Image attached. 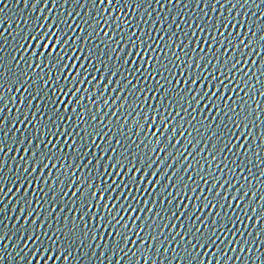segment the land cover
Instances as JSON below:
<instances>
[{"label": "snow or ice", "instance_id": "obj_1", "mask_svg": "<svg viewBox=\"0 0 264 264\" xmlns=\"http://www.w3.org/2000/svg\"><path fill=\"white\" fill-rule=\"evenodd\" d=\"M156 6L181 0H31L28 20L0 24V49L9 29L17 41L10 58L0 50V217L14 196L20 239L35 245L21 249L27 264H78L73 250L95 255L98 241L115 264H264L252 190L253 167L264 187V0H196L200 16L175 12L167 25L151 19Z\"/></svg>", "mask_w": 264, "mask_h": 264}, {"label": "water", "instance_id": "obj_2", "mask_svg": "<svg viewBox=\"0 0 264 264\" xmlns=\"http://www.w3.org/2000/svg\"><path fill=\"white\" fill-rule=\"evenodd\" d=\"M185 2V0H181V7L180 8H176L175 6H171L172 7V11L169 12L167 8L165 9H160L158 6L155 7V11H152V8H148V11L152 13L151 19L155 20L156 16L159 15L160 20H159V24H171L172 21V14L175 12H183L184 14V19L185 21H187V18L189 16L196 18L197 16H200L201 13V9L198 7H195V3L196 0H188V7L187 8H183V3ZM243 2V0H241V3ZM7 3V8H5L3 13H0V24H3V27H9L10 25L12 26V29L16 28V24L20 23V21L23 20H28L29 16L33 13V9L31 7V0L30 3L26 6L25 3H23V0H6ZM0 7H3V4H0ZM89 7H91V5H89ZM145 7H147V5H145ZM79 11V9L75 8L74 4H69L65 7L64 12L66 13L67 11ZM255 9L249 5L247 9H234L233 11H240L241 14H244L245 12L248 13V15H251V13L254 11ZM55 11L57 13H59L60 11H63V8H59L57 7L55 9ZM143 11V10H141ZM205 12H209V14H212L210 12V7L209 9H205ZM217 12H219V7L217 6ZM83 14V12H82ZM227 14V13H226ZM213 18H215V14H212ZM247 19V16L245 17ZM32 19L34 20L35 17L33 16ZM145 19H147V17L145 16ZM239 19V18H238ZM253 19H255V17H253ZM177 23L180 22V16H177L176 18ZM186 25H182V28L185 27ZM21 27H23V23H21ZM12 29H9L8 32H5V43L3 46V49H0L3 51V53L5 54L6 57L10 58L13 54L12 49L16 46L17 41L15 39H13L14 36V32L12 31ZM173 31H175V26L173 25ZM161 31L163 32L164 29L162 28ZM17 55V57H19L20 55H27V53H23L21 51H17L15 53ZM251 59V58H250ZM13 64H15V61H13ZM24 65L21 64V67H23ZM257 89L260 88V85L256 86ZM255 91V89H254ZM13 95L17 98V103L16 104H9V107L11 108V111L9 112L8 110L5 111L4 115L6 116L5 119V130L11 128L12 131L9 132V141L13 142V146L15 147V142L12 140L13 136H15V138L18 140L21 133L24 132V125L19 123V120L23 119L24 113H23V108H20L19 111V115H17V108L20 107L18 104L19 101V97H20V93H15V91L13 90ZM241 95H243V93H241ZM27 99V97H25V100ZM257 100H260L262 103H264V99H262L259 95H257L256 97ZM35 103V102H34ZM249 103H252L251 101ZM25 106H27L25 104ZM253 108L256 107V105L253 103L252 104ZM113 121H115V117H112ZM262 119H264V117H262ZM105 123H107V120H105ZM31 126L29 125V128ZM19 128V131H16V129ZM260 133L258 132L257 135H259ZM183 142V141H182ZM257 143H259V141H257ZM243 151V150H242ZM262 159H264V154H262ZM229 160L231 161V157H229ZM241 158H237V163H240ZM17 165H20L21 167L22 162L19 160V155H17V158L15 160L12 159V153L8 154L7 157V161L5 164V171L7 172L9 167H11L12 172L15 173L16 171V167ZM244 167V174L248 175V165H242ZM179 167V165H178ZM259 169L253 167L252 168V179H253V185H252V190L256 191V196L253 198V203L255 204H259L260 206H264V203L260 202L259 197L261 194H264V187H260L257 188L259 186H256V176L258 175ZM241 182H243L242 178ZM260 184H264V176L260 177L259 179ZM12 184L9 183V187H11ZM14 187V186H13ZM5 190H7V188H5ZM248 189L246 188L245 191H247ZM231 192H229V196H231ZM19 195V194H16ZM249 197H245V201L248 200ZM11 201V202H10ZM15 201V197L14 196H9L6 197L4 200V203L7 205V207L4 209V213L3 216L0 217V219H2L5 224L7 225V227L3 228V230L8 233L12 238L11 239H7L6 238V243L8 244V248L4 249L2 246H0V255H3L5 257V259L0 262V264H27V255H30V251H26V252H22L21 249L25 248V244L28 245V249H32L35 247V245L32 244L31 241H26L23 239H20V233L18 231L19 228V224L22 222L18 221L16 219V217L18 216V212L16 210H14L13 208V203ZM235 203V202H234ZM19 205H16V208H18ZM207 210H205L206 212ZM231 209H229V213L231 214ZM243 211V206H241V209L237 210V214H241ZM248 214L251 215V210L249 208L248 210ZM70 215V213H69ZM31 219V218H30ZM51 223V222H50ZM2 227V226H0ZM58 227V224L53 223V228ZM248 228L249 230H251L252 228V221H249L248 223ZM241 229L243 230V225H241ZM239 237V234H237ZM245 236H247V233H245ZM20 239L19 244H16V240ZM252 239L255 240V231H253V235H252ZM260 241H264V236H261ZM98 243L101 245L100 248H95V255H93V249L92 248H75L73 250V257L75 258V260L78 262V264H115V256L112 257L111 262H109L108 260V253H105L104 256H101V251L103 248V241H98ZM16 245L15 247V251H13V247L12 245ZM255 247V244H254ZM261 250H264V243L261 244ZM221 251H224L223 246H221ZM47 255V253H45V256ZM228 255H235V253H231V251L229 250ZM243 255V254H241ZM19 257V258H18ZM73 258H70L69 260V264H72ZM32 264H36L35 259H33ZM41 264H43V261H41ZM48 264H52V261H49ZM56 264H63V261H57ZM123 264V261H122ZM141 264H143V260H141ZM166 264V262H165ZM173 264H175V261H173ZM233 264H239V262H233ZM245 264H247V262H245Z\"/></svg>", "mask_w": 264, "mask_h": 264}]
</instances>
